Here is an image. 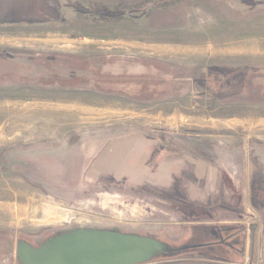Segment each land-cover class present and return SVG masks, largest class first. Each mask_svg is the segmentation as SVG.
Wrapping results in <instances>:
<instances>
[{
	"label": "rangeland",
	"instance_id": "obj_1",
	"mask_svg": "<svg viewBox=\"0 0 264 264\" xmlns=\"http://www.w3.org/2000/svg\"><path fill=\"white\" fill-rule=\"evenodd\" d=\"M153 1L0 2V264H19L20 240L82 227L194 248L149 264H228L240 251L264 264V0ZM130 137L150 140L145 154L181 153L170 179L186 190H203L199 155L223 204L94 165L95 149ZM197 213L230 216L242 237L219 243L229 233L191 227L209 223Z\"/></svg>",
	"mask_w": 264,
	"mask_h": 264
},
{
	"label": "crops",
	"instance_id": "obj_2",
	"mask_svg": "<svg viewBox=\"0 0 264 264\" xmlns=\"http://www.w3.org/2000/svg\"><path fill=\"white\" fill-rule=\"evenodd\" d=\"M21 0H16V3L20 2ZM2 3L11 2V0H1ZM14 3V2H13ZM2 9V8H0ZM3 14V15H2ZM6 12L4 10L0 11V16L5 17ZM240 54V50H235L234 54ZM145 139V140H144ZM127 138L124 142H112L107 144L104 148H101L99 152L95 149V156L96 160L94 161V165L97 164V167L108 168L111 170L115 164L121 163V165L125 166L126 168H132L131 170H127L129 172V177L132 179L134 174L137 175V180L140 182H145L150 184L151 187L155 188L156 191L162 190L164 192L170 193L173 189L172 194L176 201L184 202L185 204L189 203L193 206H203L205 203L208 205H221L224 201H222V188L221 185L218 186V183L221 180V175H219L218 170L215 167L209 168V172L206 171V167H208L209 163L204 159H201L195 155L198 163L202 166L201 170L206 173H202L201 177H197V181H203V190L199 191L197 186L195 187L192 185L193 180H191V184L189 188L186 190L184 188V184L182 183L181 176L174 177V183L171 184V171L169 166L171 165H180L182 164V154L177 153L173 155V158H169L166 155L164 149H159V155L157 154V150H151L152 152H148L145 154L147 148L151 147L150 140L146 138ZM144 142H149V144H143ZM160 147V146H159ZM86 155V154H85ZM107 165V166H106ZM200 169V168H199ZM176 171V167L174 172ZM116 172V171H115ZM126 172V171H125ZM134 181V182H138ZM170 183V184H169ZM169 186H166V185ZM184 188V189H183ZM169 190V191H168ZM217 192V193H216ZM215 194V195H214ZM182 204V203H181ZM228 210V209H227ZM212 211V210H209ZM219 211V210H218ZM225 211V210H223ZM199 219L208 220L209 223H193L190 225L193 226H202V227H213L214 225L220 224L221 226H216L215 228H228L233 230L232 226L235 224L232 219L228 218L230 216L224 217L221 220H217V218H213L209 216V214H196ZM215 228H210L214 230ZM252 243V240H251ZM188 250V249H187ZM182 251V250H181ZM184 251V250H183ZM238 258L236 261L228 262V264H242L245 253L241 254V251L238 252Z\"/></svg>",
	"mask_w": 264,
	"mask_h": 264
},
{
	"label": "water",
	"instance_id": "obj_3",
	"mask_svg": "<svg viewBox=\"0 0 264 264\" xmlns=\"http://www.w3.org/2000/svg\"><path fill=\"white\" fill-rule=\"evenodd\" d=\"M254 250L253 229L252 256ZM174 252L168 244L151 237L82 227L49 238L37 248L20 240L16 256L19 264H149L159 255Z\"/></svg>",
	"mask_w": 264,
	"mask_h": 264
},
{
	"label": "flooded vegetation",
	"instance_id": "obj_4",
	"mask_svg": "<svg viewBox=\"0 0 264 264\" xmlns=\"http://www.w3.org/2000/svg\"><path fill=\"white\" fill-rule=\"evenodd\" d=\"M210 232H211V229H210ZM212 233H215L217 235V237L222 236L223 233H229V236H227V237L223 238L222 240H220L219 243L226 242L228 240L227 238H232V237H236V236H239V235L242 237V235H243V231H241V230H238V231H235V232L231 233L230 229H228V228H217V229L212 230ZM31 245L33 247H36V248L39 247V245H34L32 243H31ZM211 245L212 244H209V246H211ZM189 248H193V247H189Z\"/></svg>",
	"mask_w": 264,
	"mask_h": 264
},
{
	"label": "trees",
	"instance_id": "obj_5",
	"mask_svg": "<svg viewBox=\"0 0 264 264\" xmlns=\"http://www.w3.org/2000/svg\"><path fill=\"white\" fill-rule=\"evenodd\" d=\"M172 1H175V0H162V1L160 0L159 2H156V1L154 2V1H153V2H150V4H152V3H156L155 5L158 6V5H162V4H164V3H168V4H169V3L172 2ZM114 18H115V17H114ZM23 241H24V240H23ZM26 242H28V241H26ZM28 243H30V242H28ZM30 244H31V243H30ZM172 249H174V248H172ZM189 249H193V248H189ZM178 251H181V250H180V249H175V252H178ZM175 252H174V253H175ZM174 253H173V254H174ZM170 255H172V254L159 255L158 257H156V258L153 259V260L155 261V260H157V259L167 258V257H169Z\"/></svg>",
	"mask_w": 264,
	"mask_h": 264
}]
</instances>
